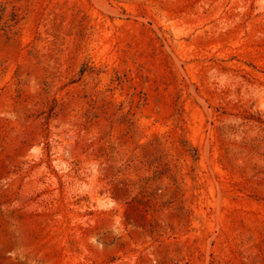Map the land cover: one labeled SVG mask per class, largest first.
I'll return each mask as SVG.
<instances>
[{"label":"rangeland","instance_id":"obj_1","mask_svg":"<svg viewBox=\"0 0 264 264\" xmlns=\"http://www.w3.org/2000/svg\"><path fill=\"white\" fill-rule=\"evenodd\" d=\"M0 264H264V0H0Z\"/></svg>","mask_w":264,"mask_h":264}]
</instances>
